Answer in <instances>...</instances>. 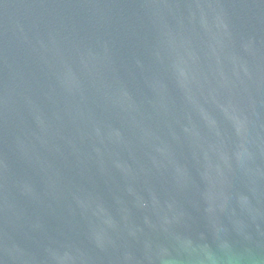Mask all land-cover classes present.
Segmentation results:
<instances>
[{"label": "water", "instance_id": "95a60500", "mask_svg": "<svg viewBox=\"0 0 264 264\" xmlns=\"http://www.w3.org/2000/svg\"><path fill=\"white\" fill-rule=\"evenodd\" d=\"M0 264H264V0H0Z\"/></svg>", "mask_w": 264, "mask_h": 264}]
</instances>
